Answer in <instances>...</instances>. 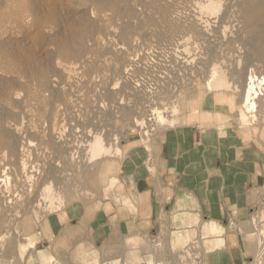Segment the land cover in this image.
I'll return each mask as SVG.
<instances>
[{
    "label": "rangeland",
    "instance_id": "1",
    "mask_svg": "<svg viewBox=\"0 0 264 264\" xmlns=\"http://www.w3.org/2000/svg\"><path fill=\"white\" fill-rule=\"evenodd\" d=\"M147 2L160 9L167 8L159 0L144 3ZM140 4V0H134V7L129 0H0V69L4 74L0 76V102L18 106L17 101L10 99V92L17 91L20 98L26 95L27 89L18 83L16 76L43 89L37 104L40 106L30 122L43 126L45 131L42 136L24 131L14 137L0 128V148L9 156V185L16 194V199L14 196L15 200L5 206L0 200V264H208L206 239L204 241L202 236L221 233L216 223H204L201 233L197 218L187 217L191 227L183 229L179 225L171 227L163 215L156 232L137 231L131 220L123 223L126 214L135 212L128 195L127 186L131 184L126 180L128 177L133 180L138 176H155L163 166L164 137L177 131L195 129L199 138L196 145L200 147L237 144L264 151V53H259L256 58L242 44L239 54L231 52L232 56H224L229 84L225 92L232 98L229 105L220 104L213 91L206 89L209 77L204 65L215 59V55L209 54L207 44L202 43L193 47L192 51H196L191 52L193 56L187 55L192 59L185 69L170 67L171 60L175 65L182 62V59L172 57L171 50L164 51L165 55L161 53L164 57L154 53L147 60L143 59V64L151 69L153 59L162 57L170 75L167 81L173 82L156 85L145 70L148 78L136 79L128 92L125 75L123 77L124 73L118 69L143 56H134L131 47L139 42L144 43H140L144 47L150 40L160 38L157 30L150 31L151 35L146 32L155 19L152 15L141 19L133 16ZM225 9V5L220 7L210 29L220 24ZM99 12H108L114 19H120L116 35H113L115 39L108 36L101 42H94V35H104L102 26L94 18ZM127 41L130 43L123 49ZM45 47L48 49L44 50ZM40 52L62 61L83 53L110 57L112 63L105 69L104 85L82 89L84 96L76 107L85 106L83 114L78 112V116L69 117V109L62 104L63 96L70 90L67 87L59 91L45 89L41 77L52 72L53 63L37 57ZM252 63H257L262 73L251 74L255 83L260 81V84L250 101L253 107L245 108L241 94L249 79L243 69L245 64L247 70L255 69ZM110 67L116 71L110 72ZM82 70L88 75H97L101 71L94 64H88ZM54 74L60 77L59 73ZM97 77L99 80L100 76ZM117 95L122 98L123 105L113 101ZM54 105H59L65 112L64 119L56 126L61 128V138H58L61 143L73 145L68 152L55 143L60 140L47 133L50 120L44 109ZM6 116L17 123L29 122L0 107V119ZM95 136L100 137L105 146L119 147L121 155L89 159L85 141ZM28 140L44 149L45 154V161H38L37 152L31 146L22 157L25 164L40 166V173L35 175L37 171H34L31 175L34 183L21 181L24 170L14 152ZM45 186H50L55 194L51 201L55 208L43 213L44 217L37 223L26 207L36 204L39 198L36 195ZM39 202L40 206L49 204L48 201ZM242 221L246 264H264V180L258 188L255 204Z\"/></svg>",
    "mask_w": 264,
    "mask_h": 264
},
{
    "label": "bare ground",
    "instance_id": "2",
    "mask_svg": "<svg viewBox=\"0 0 264 264\" xmlns=\"http://www.w3.org/2000/svg\"><path fill=\"white\" fill-rule=\"evenodd\" d=\"M145 1L147 0H140V2L142 3L140 4L141 7L137 5L140 8H133V10L135 9L133 16L141 19L145 15H152L155 19L151 24H149V26L147 27L149 31L146 32H149V35H151L150 31L157 30L159 31L158 33L160 34V38L156 40H150L146 45H144V47H142L144 43L142 44L141 42L131 47V53L134 56H136L137 54H143V56L141 58H135L133 60L131 57V63L128 62L129 64H126L122 68H119L121 70L118 69V72L120 71L124 73L122 74L123 77L125 75L124 81L128 83H125V85L127 84V91H130L129 87L133 84L134 81H137L136 79H147V75L152 82L156 83V85L160 84L159 86H161L162 82H164L163 84H165L166 82H170L167 81L170 78V75H168L169 71L168 68L165 67L164 59L162 60V57L164 56H162L161 53H164L165 55L166 52L164 51L171 50L172 57L175 56L176 58H180L182 59V62H180L179 65H175L174 61L171 60L170 67L175 66L181 69H185L186 66H188V61L192 59V57L190 56L192 55L191 52L196 53V51H192L193 47H198V43H202V45L207 44V51H209V54L215 55V59H213L207 65H204V68L209 77L208 81L205 84L206 89L209 91H213L215 99L219 101L220 104L226 103L227 105H229L228 103L232 101V98L230 97V94L225 92L229 88V84L227 72L228 70H226L225 68L226 61H224V56L228 54L231 55V52L239 54L238 52L241 51H239V49H241L242 44L244 45V48H247L246 50L248 51V53H250L251 55H255L256 58L259 53H264V0H159L165 6H167V8L164 9H160L157 6L152 5V3L150 2L144 3ZM133 2L134 0H129V4L131 6H133ZM222 5H225L226 9L221 17V22L216 28L210 29V26L214 22V19L217 17V14L220 11V7ZM94 18L104 30V35L96 34L93 36V40L95 43L101 42L108 36L112 37L113 35H116L115 33L117 32L116 30L120 19H118L119 22L117 23L118 20L114 19L113 16L108 12H99L95 15ZM229 32H231L232 35L228 36ZM116 40L119 41L117 38ZM121 41L123 40L121 39L120 42ZM129 43L128 41L127 43L124 42L123 49L125 44L127 45ZM140 43L142 45H140ZM127 47L130 46L128 45ZM121 48L122 47H120V50ZM45 49L47 50L48 48L45 47L44 50ZM196 50H198V48H196ZM154 53L162 57L159 58L157 56L158 59L156 61L153 59V66H151L150 69L147 65H145L146 63L143 64V59L147 60L151 55H154ZM189 53L190 55L187 56ZM177 54H181V57H179V55ZM104 55L105 54L96 56L94 54L83 53L76 58L66 59L62 61L59 59L53 60L50 56H44L42 52H40V54H37V57L41 56L44 60H47L48 62L51 61L53 63V66L51 67L52 72H50V74L47 73L41 77L42 82L45 84V89L55 88L59 91L62 90L64 86L70 89L69 92L63 96L62 100V104L66 106L67 109H69V113L68 111L67 113L69 114L70 118L74 117L75 115L78 116V112L82 114L85 112V106L76 107V103L80 102L84 96L82 91L83 87L91 86L93 88H96L102 87V84L104 85L105 80H103V77L104 79H106V74H104V72H106L105 69L108 68L111 62L110 57ZM251 58L255 59V57ZM249 60L251 59L249 58ZM88 64L97 65V67L101 69V71L97 73V75L100 76L99 80L97 75H88L86 72H84V70H82V68ZM247 64L245 65L247 66ZM256 64L252 63V65H255L253 66L255 69L259 68L257 70H247V68H245L246 66L244 67V69L242 68L244 70H242L244 74H246L247 72V79H249V81L247 80L248 82L244 85V88L242 87L243 89L241 94V98L244 101L243 107L245 108L253 107V103H251L250 101L256 95V86L260 84V81L255 83V80L253 79L254 76L251 75L252 72L254 74H259L260 70H262L260 66H256ZM145 66L148 68H146ZM152 67H156L157 73L156 71H153ZM163 67L165 68L163 69L164 72L161 70V68ZM110 68L108 69L110 70V72L114 70V68H111L112 70ZM145 70L149 71L146 72L147 75H145ZM190 71L192 72V69ZM55 72L59 73V78L55 77ZM153 72L155 73L153 74ZM233 72L235 71L233 70ZM2 75L4 74L0 69V76ZM15 78L21 86L27 89L26 95L23 98H20V94L17 91H12L10 92L9 97L10 99L17 101L19 105L14 106L1 101L0 107L5 109L10 115L19 119L25 118L29 122L26 124L17 123L11 121L6 116L0 119V128L7 131L14 137L20 136V133L24 131H32L36 136H42L45 132L42 128L43 126L36 125L30 121L34 119L36 115V108L40 106L37 105L38 99L42 98L44 90L36 87L29 80H26L21 76H16ZM261 80H263V78ZM172 82L173 81L171 80L170 83ZM170 83L168 84L170 85ZM121 100L122 98L117 95L115 96L113 101L116 104L123 105V101ZM143 101L145 100L143 99ZM102 102V105H104V101ZM89 103L88 105L91 104ZM115 107H117V105ZM44 113L50 120L48 127L49 131H47V133L49 132V136L51 138L60 140L58 138H61V128L58 129L56 125L64 119L63 117L65 112H62V109L59 105H54L49 109H44ZM115 137L113 139H115ZM33 142L34 141L28 140L25 146L14 149L16 156L19 158V166L24 170L23 175L21 176V181L25 183H34V181H32L31 175H34V171H37V174L35 173V175H38L40 173L38 172V169L40 167L39 165H27L22 161V157L26 155L30 147L34 146V149L37 152L38 161H45L44 149L37 147ZM55 143H57L60 149L65 152L70 151L73 147V145L69 142L61 143V140L56 141ZM84 148L89 152V159L106 156L108 154L121 155L119 147L112 149L111 147L105 146L103 140L98 136L91 137L89 140H86ZM8 159L9 156L7 155L6 151L0 148V200H2V202H0H4V206L6 204H9L14 196L16 199V194L14 193V190H11L9 185L10 178L7 169V165L9 162ZM36 196H39L36 204L33 203L30 207L26 208L31 210L32 214L34 215V221L38 223L41 222L40 219L44 217L43 213H45L46 211L51 212L54 210L55 206L51 201L55 197V194L52 192L50 186H45ZM41 200L48 201L49 204L40 206L39 201Z\"/></svg>",
    "mask_w": 264,
    "mask_h": 264
},
{
    "label": "crops",
    "instance_id": "3",
    "mask_svg": "<svg viewBox=\"0 0 264 264\" xmlns=\"http://www.w3.org/2000/svg\"><path fill=\"white\" fill-rule=\"evenodd\" d=\"M196 133L166 134L159 172L127 178L135 212L126 214L123 223L131 220L137 231L148 233L158 230L163 215L171 227L183 229L191 227L187 217H193L202 233L204 223L212 221L221 233L202 236L208 264H246L242 219L264 180V151L237 144L200 147Z\"/></svg>",
    "mask_w": 264,
    "mask_h": 264
}]
</instances>
